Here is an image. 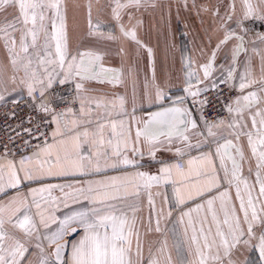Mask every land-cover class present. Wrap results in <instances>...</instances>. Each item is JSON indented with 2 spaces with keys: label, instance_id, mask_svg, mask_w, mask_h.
Returning <instances> with one entry per match:
<instances>
[{
  "label": "snow or ice",
  "instance_id": "obj_1",
  "mask_svg": "<svg viewBox=\"0 0 264 264\" xmlns=\"http://www.w3.org/2000/svg\"><path fill=\"white\" fill-rule=\"evenodd\" d=\"M81 7L86 27L75 20ZM156 7V0H0V101L5 92L26 93L40 114L24 129L37 140L30 154L17 160L8 144L0 150V194L15 190L0 199V264H145L141 228L163 236L155 251L149 245L147 264H264V30H258L264 29V0H192L207 24L206 43L198 57L181 56L184 95L172 99L170 81L157 80L153 66L150 84L139 101L133 94L129 111L126 96L97 86L122 83V67L105 62L113 54L123 60L127 45L152 56L139 30L142 13ZM183 7L189 9L188 0ZM67 85L70 100L60 92ZM221 85L238 94L224 103L226 117L209 118L205 93L215 90L219 99ZM144 104L158 108L137 115ZM162 152L173 154L171 162L158 158ZM145 157L154 172L151 165L142 170ZM253 163L255 197V184L243 176L245 164L251 174ZM69 177L74 182H45ZM57 189L62 196L53 195ZM145 196L147 224L140 215ZM69 200L79 209L58 217ZM173 210L172 227L162 228ZM252 251L258 261L248 259Z\"/></svg>",
  "mask_w": 264,
  "mask_h": 264
},
{
  "label": "crops",
  "instance_id": "obj_2",
  "mask_svg": "<svg viewBox=\"0 0 264 264\" xmlns=\"http://www.w3.org/2000/svg\"><path fill=\"white\" fill-rule=\"evenodd\" d=\"M157 7L150 8L147 11L142 13L141 19L143 20L142 27L139 30V36L147 45L150 47L153 52L152 56L150 57L147 49L142 48L138 52L136 50L135 45L129 44L127 45L128 55L121 59V57L116 56L113 54L106 60V66L121 68L123 69V78L122 83L118 86H111V85H99L103 89L104 92H116L120 95H124L127 97L128 109L131 110V99L133 94L135 93L137 100L141 94L145 90V85L150 84L152 78V69L153 66L155 68V74L157 80H164L168 79L170 81V87L168 89V94L172 99H175L177 96L184 95L182 90V80H183V73L181 72V56L183 55H192L193 57L199 56V49L200 47L206 43L205 40V31L204 29L207 27V24H201L200 18L197 17L194 10L191 9L192 0H188L189 9L185 10L183 7L184 0H156ZM197 2H203V0H197ZM81 5L87 3V0H79ZM93 15L95 17V8L93 11ZM73 16L74 13L70 9L69 11V26L71 28L73 24ZM207 19V17H205ZM75 20L78 21L82 27H86V12L83 7H81L78 11L75 12ZM118 46L113 44L111 46L113 53ZM3 52L0 51V58L3 57ZM258 62V58L254 57V63ZM217 63H220L218 59ZM0 91H3L0 88ZM5 100L0 101V103L5 101H13V99L20 100L26 96L24 94H16L13 93L9 95L7 92L4 93ZM186 107H189L193 112L194 118H197L193 111V105L189 101L186 104ZM158 106L153 105L149 106L147 104L143 105V109L138 107L137 115H143L144 111H155L157 110ZM199 119V118H197ZM223 143V141H221ZM215 145H213V150ZM208 149L205 148L203 151H207ZM247 152V148H245ZM199 153L195 150L192 152V155H198ZM172 153L162 152L158 153V158H162L166 161H169V158L172 156ZM18 160V159H17ZM145 169L147 170L148 167L151 165V170L154 172L156 165L154 162L149 161L147 157H145ZM217 166L219 165V159H216ZM110 175H115L117 173L110 172ZM243 176L249 180V183L255 184V165L253 163V171L250 174L248 172V165L245 164L243 170ZM262 177H264V173H262ZM95 179H99L100 177H93ZM78 179V178H77ZM46 183L52 184H64V183H71L74 182V178H48ZM32 187L38 186L36 183L31 185ZM227 189V185H224L220 190L224 191ZM24 191H27V188H24ZM241 191L243 194V185H241ZM259 192V184H255V190L253 192V196L255 197ZM15 194L14 189H8L7 195L0 194V199L6 200L8 197ZM54 196H62V193L59 190H55L53 192ZM167 195L171 198V188H167ZM230 196L232 198V202L237 206H239V201L236 200V192L235 187L230 189ZM245 199L247 196L245 194ZM203 202V201H197ZM171 204H174V200H170L169 204L163 205L165 211H167ZM156 206L157 209L161 206V197H156ZM190 207H194L195 204H189ZM80 205L74 204L71 200L68 201V207H64L61 205L59 211L56 212L58 217H62L64 213L70 212L72 210H78ZM214 207L216 208L220 217H223V213L220 210V201H216ZM186 210V209H185ZM205 214L204 210H202L199 215L197 213H193L194 219H198ZM143 216L145 224H147V219L149 215V208L147 204V197L145 196L143 199V211L140 213ZM178 212L173 210V216L171 221H162L161 227L162 228H171L172 222L177 217ZM209 220H211V216L209 215ZM155 223V217L153 216V226ZM199 226V225H198ZM52 229L55 230L58 227V224H53ZM141 235H142V243L144 245V259L145 264H147V259L149 257V245L151 244L153 247V251H155V247L158 244L154 243L155 241L163 239V236L157 234L155 232L149 233L144 235V229L141 228ZM171 244L172 241L169 240ZM250 261H258V253L255 251L249 252L246 254Z\"/></svg>",
  "mask_w": 264,
  "mask_h": 264
},
{
  "label": "built area",
  "instance_id": "obj_3",
  "mask_svg": "<svg viewBox=\"0 0 264 264\" xmlns=\"http://www.w3.org/2000/svg\"><path fill=\"white\" fill-rule=\"evenodd\" d=\"M223 89V95L219 99L216 98L215 90L205 93L210 101L207 108L204 110L205 115L209 118H224L227 116V112L224 109V103L229 97L238 94L236 90L230 91L226 86L221 85ZM62 95L66 96L69 100L72 96L71 85L62 86L60 88ZM18 104L13 105L12 101H5L0 103V150H3V145L8 144L9 148L15 151L16 159H19L21 155L30 154L31 145H35L37 140L31 138L24 132L25 128L33 127V124L28 122L31 116L33 123L40 118V114L34 111L32 107L27 103V95L24 98L17 100ZM63 107V105H61ZM193 111L197 118L200 116V110L198 106H193ZM15 112V115L12 113ZM19 134V135H17ZM13 137L15 142L9 141V137ZM23 140H29L30 145L24 146Z\"/></svg>",
  "mask_w": 264,
  "mask_h": 264
},
{
  "label": "rangeland",
  "instance_id": "obj_4",
  "mask_svg": "<svg viewBox=\"0 0 264 264\" xmlns=\"http://www.w3.org/2000/svg\"><path fill=\"white\" fill-rule=\"evenodd\" d=\"M258 30H264V29H258Z\"/></svg>",
  "mask_w": 264,
  "mask_h": 264
}]
</instances>
